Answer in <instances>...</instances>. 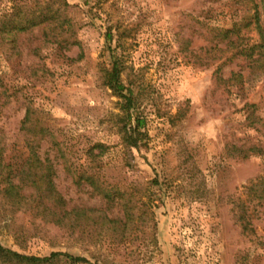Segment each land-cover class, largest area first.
Listing matches in <instances>:
<instances>
[{
	"label": "rangeland",
	"instance_id": "374dc122",
	"mask_svg": "<svg viewBox=\"0 0 264 264\" xmlns=\"http://www.w3.org/2000/svg\"><path fill=\"white\" fill-rule=\"evenodd\" d=\"M251 7L0 0V190L18 192L0 194L2 246L85 260L52 264H264V74L215 37ZM20 12L30 26L2 33ZM114 64L130 122L107 82ZM136 117L138 147L124 149ZM30 150L61 202L22 175Z\"/></svg>",
	"mask_w": 264,
	"mask_h": 264
},
{
	"label": "trees",
	"instance_id": "16d2710c",
	"mask_svg": "<svg viewBox=\"0 0 264 264\" xmlns=\"http://www.w3.org/2000/svg\"><path fill=\"white\" fill-rule=\"evenodd\" d=\"M64 1V0H63ZM248 2L252 5V7L247 11L246 15L242 18L240 23L235 24L230 30H215L216 39L218 42L225 41L226 51L232 53L231 57L243 58L246 63L254 70L260 71L264 74V0H260V2H256L255 0H248ZM22 15L21 22H14L12 26L8 27V24H3L2 29L5 35L10 34L9 31L12 32H22L25 31L27 27L30 26V15L26 12H20ZM26 17V18H24ZM10 29L7 31V29ZM255 31L258 35V41L251 45H244V39L240 36V32L243 34H247ZM114 64L112 70L108 74V85L110 88L114 89V91L120 93L124 100V111L126 113L127 122L131 121L130 110L133 105V98L131 94L124 95L122 94L124 89L119 80V71ZM25 121H28V117L26 116ZM135 127L127 128L124 126L122 129L121 141L124 149H131L138 147L137 146V136L139 134V130L144 125V120L141 118H135ZM37 132H34L36 134ZM38 133H44V130H39ZM136 134V135H135ZM258 152L261 151L256 149ZM28 167L26 168V172L22 171V175L27 178V181L34 189L39 193L38 196L41 198V195L46 197L48 200L56 202H61L60 197L56 196L54 192L51 181H50V172L49 168L46 167L41 170V173L38 174L39 168L36 163L38 162V157L35 150L31 151L28 158ZM6 185L4 188L0 190V194L6 199H14L17 198V186L14 185L11 181L6 180ZM104 196L108 201H113L115 197L112 195V192L104 190ZM105 221V230L110 228V224L114 223L112 220L108 218H103ZM63 256L72 261H85L80 258H72L68 254L62 252H51L46 257H36L29 256L25 254H20L11 249L5 248L0 243V264H52V261L57 258Z\"/></svg>",
	"mask_w": 264,
	"mask_h": 264
}]
</instances>
